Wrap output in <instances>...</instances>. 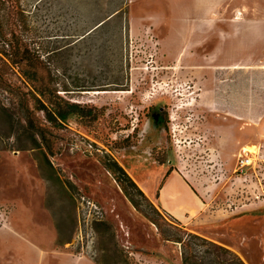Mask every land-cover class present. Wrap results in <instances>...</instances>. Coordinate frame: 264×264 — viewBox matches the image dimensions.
Returning <instances> with one entry per match:
<instances>
[{
  "label": "rangeland",
  "instance_id": "rangeland-1",
  "mask_svg": "<svg viewBox=\"0 0 264 264\" xmlns=\"http://www.w3.org/2000/svg\"><path fill=\"white\" fill-rule=\"evenodd\" d=\"M128 2L0 0V264H218L210 242L264 264V54L232 62L244 54L223 49L212 61L214 40L193 30L183 39L177 0H131L132 14ZM99 4L120 13H91ZM246 23L251 46L264 28ZM17 47L65 99L102 109L97 137L75 117L51 125L14 63ZM160 106L163 124L152 115ZM114 160L153 196L139 185L134 205L104 165ZM164 168L205 195L218 226L196 231L160 209Z\"/></svg>",
  "mask_w": 264,
  "mask_h": 264
},
{
  "label": "crops",
  "instance_id": "crops-1",
  "mask_svg": "<svg viewBox=\"0 0 264 264\" xmlns=\"http://www.w3.org/2000/svg\"><path fill=\"white\" fill-rule=\"evenodd\" d=\"M128 3V13L132 14L134 13V6L132 7L131 0ZM197 3L199 4L197 5ZM99 6L101 7L100 10L91 13L106 14L108 16L120 13V7L112 9L102 4H99ZM145 7L146 5L142 10L143 13H153V11L149 12ZM236 12L241 14L242 17L235 16ZM232 13L234 15L230 17ZM177 14L178 30L182 31L183 39L186 36L185 32L188 33V31L193 30L197 31L196 33L194 32V39H199L202 44L205 39L210 42L214 40V45H209L211 48L208 53V58L212 59V61L218 62L222 60L220 51L222 53L223 49L227 50L229 54L232 53V49L240 50L244 54L242 58L233 56L231 58L232 62H237L241 59L248 62L250 59L255 58V54H264V35L254 33L252 38L253 45L250 46L248 43L250 32L248 33L246 23L250 18L256 19L257 23H261L264 28V0H198V2L197 0H177ZM223 19L225 20L224 22ZM103 23L105 21L102 20L89 30H94ZM249 47H252L251 53ZM185 48L184 42L182 51L179 50V53H182L183 56L185 55ZM164 169V174H166L168 169ZM163 180L156 203L176 217L182 225L191 227L196 231H202L201 229H204L206 224L212 223L218 226L217 223L222 221H214L211 217L216 218L215 214L207 213L205 195L192 185L185 174L182 176L177 171H171L167 177H163ZM139 185L146 191L141 184ZM146 193L149 197L153 196L148 191ZM31 240L35 241L34 237H31ZM44 240H47L48 243L51 241L50 237ZM226 246L232 248L229 245ZM233 250L235 249L233 248Z\"/></svg>",
  "mask_w": 264,
  "mask_h": 264
},
{
  "label": "trees",
  "instance_id": "trees-1",
  "mask_svg": "<svg viewBox=\"0 0 264 264\" xmlns=\"http://www.w3.org/2000/svg\"><path fill=\"white\" fill-rule=\"evenodd\" d=\"M16 51L18 53L17 61L14 60V63H18L23 67L24 75L30 80L32 89L30 93L32 95L34 104L36 107L45 113L47 120L51 123L52 126L56 128H61L68 123L70 118L75 117L77 122L85 126L90 130L96 137V130L98 128V121L103 115L101 108L83 103H76L70 100L65 99L58 93V89L52 86V83L46 79L42 74L38 73V68L40 66V61L36 60L27 48L17 47ZM25 112L28 115L29 122L31 126H34V121L31 117L33 110L28 106H25ZM37 134L40 136L42 142L46 145V148L50 153L53 154V150L50 146V140L48 138L47 130L43 126L36 127ZM136 131V128L134 129ZM129 137V136H128ZM153 158L160 164L163 165L166 163V156L161 155L158 152H152ZM105 167L111 172L116 181L119 183L121 189L129 200L134 204L138 205L134 197V192L136 191L141 195H144L139 184L136 180L131 177L127 171L120 166L117 161L106 162L104 161ZM173 171L171 168L165 174V177ZM164 180L161 182L163 184ZM159 197V193H158ZM160 209L165 211L171 218H173L179 224L181 223L176 217L168 213L164 208L160 206ZM199 239H205L203 236L196 234ZM207 240V239H205ZM182 241V240H179ZM211 245L215 246L219 251L217 254L218 257H215L216 263L218 264H246L236 253H234L229 248L210 242ZM223 258H221V257ZM189 258H183V264H189ZM192 264V263H191ZM196 264H200L196 262Z\"/></svg>",
  "mask_w": 264,
  "mask_h": 264
},
{
  "label": "bare ground",
  "instance_id": "bare-ground-1",
  "mask_svg": "<svg viewBox=\"0 0 264 264\" xmlns=\"http://www.w3.org/2000/svg\"><path fill=\"white\" fill-rule=\"evenodd\" d=\"M235 68H238L237 66H235ZM99 92H101V93H117V91H112V92H110V91H99ZM97 93V92H96ZM242 152H245V153H251V155L254 157V156H256V154L258 153V148H257V146H254V145H246V146H244L243 148H242ZM252 157H250L249 159H248V163H251L252 161V159H251Z\"/></svg>",
  "mask_w": 264,
  "mask_h": 264
},
{
  "label": "flooded vegetation",
  "instance_id": "flooded-vegetation-1",
  "mask_svg": "<svg viewBox=\"0 0 264 264\" xmlns=\"http://www.w3.org/2000/svg\"><path fill=\"white\" fill-rule=\"evenodd\" d=\"M152 115H153V120L155 122L160 124H163L165 122V112L163 106H160L158 109H154Z\"/></svg>",
  "mask_w": 264,
  "mask_h": 264
}]
</instances>
